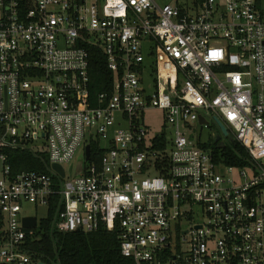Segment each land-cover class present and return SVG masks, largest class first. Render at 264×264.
I'll return each instance as SVG.
<instances>
[{"label":"built area","instance_id":"obj_1","mask_svg":"<svg viewBox=\"0 0 264 264\" xmlns=\"http://www.w3.org/2000/svg\"><path fill=\"white\" fill-rule=\"evenodd\" d=\"M216 118L251 165L204 147ZM27 202L60 232L118 229L135 264H264V0H0V264H60L29 250Z\"/></svg>","mask_w":264,"mask_h":264},{"label":"trees","instance_id":"obj_2","mask_svg":"<svg viewBox=\"0 0 264 264\" xmlns=\"http://www.w3.org/2000/svg\"><path fill=\"white\" fill-rule=\"evenodd\" d=\"M90 49L91 92L97 96L113 89L114 75L109 69L107 58L99 47ZM216 154L222 152L227 164L245 167L251 165L248 151L239 142H229L220 149L218 142L204 145ZM11 162L15 171H48L50 163L47 155L37 156L31 152L13 151ZM40 220L39 227L27 229L29 250L38 254L58 257L60 264H135L131 258L121 253L119 230L99 229L93 232H60L52 229L51 215ZM40 236V238H38ZM38 238V239H37Z\"/></svg>","mask_w":264,"mask_h":264},{"label":"rangeland","instance_id":"obj_3","mask_svg":"<svg viewBox=\"0 0 264 264\" xmlns=\"http://www.w3.org/2000/svg\"><path fill=\"white\" fill-rule=\"evenodd\" d=\"M160 3H165V2H170L171 0H158ZM162 112L159 110H152L147 112V123L150 127V129L152 131H156L159 132L162 129ZM198 129L200 130V125L197 124ZM221 131L219 128H217V125L214 121L211 122L210 126H203L202 127V136L201 139L203 140H212L215 141L216 140V135L217 133ZM221 139L223 141H226L227 138L224 134H222ZM38 145L40 147L44 146L43 145V140H40V142H38ZM81 149H79V151L76 153L75 157L72 159V161L68 164L65 165L66 169L69 171L71 164L75 163L77 164L78 160L81 158ZM70 174V172H69ZM24 213H30V214H35L38 216L39 221L42 218L47 217L48 215V209L46 206H38L37 208L31 204V203H25V209H24Z\"/></svg>","mask_w":264,"mask_h":264},{"label":"water","instance_id":"obj_4","mask_svg":"<svg viewBox=\"0 0 264 264\" xmlns=\"http://www.w3.org/2000/svg\"><path fill=\"white\" fill-rule=\"evenodd\" d=\"M216 123L219 126L221 133L224 134L225 136H228L229 131H228V128L226 127V125H224V123L219 118H216ZM220 137H221V135H217L216 140L219 141ZM89 156H90V146L88 145L87 146V158H89ZM52 167L54 170L59 172L61 175H63V176L65 175V169L60 164L53 163ZM81 170H82V166L80 165L78 167L76 173H79ZM23 225L25 227H28V228L35 227L37 225V217L34 215L33 216H25L23 218Z\"/></svg>","mask_w":264,"mask_h":264},{"label":"flooded vegetation","instance_id":"obj_5","mask_svg":"<svg viewBox=\"0 0 264 264\" xmlns=\"http://www.w3.org/2000/svg\"><path fill=\"white\" fill-rule=\"evenodd\" d=\"M216 125H217V123H216ZM217 128H219L218 125H217ZM219 129H220V128H219ZM217 135H221V137H222L221 131H219V132L217 133ZM221 137H220V141L222 140ZM231 138H232V137H230V138H228V139L231 140Z\"/></svg>","mask_w":264,"mask_h":264},{"label":"crops","instance_id":"obj_6","mask_svg":"<svg viewBox=\"0 0 264 264\" xmlns=\"http://www.w3.org/2000/svg\"><path fill=\"white\" fill-rule=\"evenodd\" d=\"M215 142H218L217 140H215Z\"/></svg>","mask_w":264,"mask_h":264}]
</instances>
